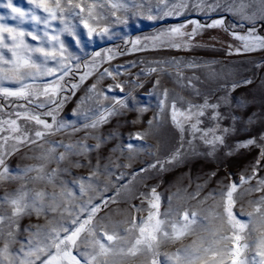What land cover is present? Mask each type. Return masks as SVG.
Listing matches in <instances>:
<instances>
[{
	"label": "snow or ice",
	"instance_id": "snow-or-ice-1",
	"mask_svg": "<svg viewBox=\"0 0 264 264\" xmlns=\"http://www.w3.org/2000/svg\"><path fill=\"white\" fill-rule=\"evenodd\" d=\"M28 7L14 3V0H0V95L5 98L14 97L35 104L37 108L45 109L42 113L28 111L23 104L18 105L22 111H16L17 119L23 118L26 122H34L32 130L22 129L17 119L0 120V181L23 179L29 173H35L33 181H43L57 187L59 191L51 193L40 189H30L22 185L13 194L0 197L10 207V215L0 214V237L3 244L0 246V264H264V195L256 200H249L250 211L241 206L238 212L233 209L237 200L253 192L264 193V176L258 175L264 171V132L258 137L238 141L232 151L240 148L255 147L258 155L250 165V172L242 171L239 176L232 172L219 180L222 185L219 192L217 207L221 212L212 211L201 217L195 208H173L172 198L169 197L168 209L161 213V196L153 186L150 193H140L147 200V216L137 220L135 215L129 214L125 219L113 222L110 217L98 218V214L109 203H116L122 189H127L133 179L149 170H165V164L180 162L181 148L184 143V134L187 131L191 136L188 141L199 138L206 146L205 155L214 156L218 149L225 147V138L235 128L221 127L220 121L224 115L220 111L221 103H227V96L218 97L216 102H209L205 96L202 103H193L183 97L170 96L169 90L163 87L157 77L151 86L149 95L157 99L156 111L152 119H141L143 113L149 110L147 105H140L133 95L135 88L143 87L139 75L135 80L120 82L117 77L122 75L121 68H104L99 71L103 63L110 62L118 55H125L136 51L175 49L191 50L198 47L192 42L205 29L221 28L229 32L225 26L222 13L238 16L242 21L249 23L245 35L234 31L229 32L233 39L242 42V47L227 45L229 55L264 50V35L256 32V23H264V0H157V16L151 15V5L146 6L137 0H25ZM147 7L148 19H157L165 16H183L190 8L197 12L219 13V18L211 19V23H201L196 19H188L167 29L161 30L153 36L128 39L119 36L114 25H127L128 13L132 16L144 15L141 11ZM123 12L125 15H117ZM12 20L15 24L6 23ZM31 24L29 31L23 25ZM58 25V26H57ZM82 25V29H81ZM42 26V27H41ZM190 28V31H189ZM71 37L72 43H66L62 37ZM123 40L126 50L119 47L102 49L91 54V62H85L81 73L80 57L70 48L73 46L83 52L88 43L95 39L112 40L118 37ZM30 37L36 44L26 42ZM86 38V39H85ZM131 45V47H127ZM4 49L10 53L6 57ZM135 66V62H131ZM157 67L146 69L148 73L162 71L159 67L170 64L179 68L182 63L187 67H198L195 62H184L177 58L170 61H153ZM99 71V75L85 90L86 95L77 102V109L86 101L93 102L97 107L88 108L82 113L83 122L79 127L75 122L58 120L60 110L69 99L65 92L75 95L79 86L90 76ZM78 80L65 87L62 83L66 77L77 75ZM41 77H51L50 83L37 84ZM106 79L112 82L104 84ZM192 78H189L191 80ZM5 82L13 86H5ZM244 83H251L245 80ZM126 85L130 86L126 91ZM237 85H231L235 89ZM112 93V95H109ZM44 96L45 100H39ZM108 103L105 104L104 102ZM77 110H74L76 114ZM124 111L135 112L136 118L129 123L146 125L142 130L129 131L126 141L120 140L111 153H119L126 162L115 163L111 156L106 157L107 163L101 166V157L97 155L95 164L92 163L90 153L98 152L102 144L119 138L115 131L106 136L95 135V131L107 123L111 117L122 115ZM167 116L172 126L180 136V147L171 151L166 158L156 155L158 148L147 143L149 137L156 135L163 116ZM213 121L210 127H201L204 118ZM233 121L236 120L232 116ZM5 125L7 127H5ZM70 130V132H69ZM84 132V136L76 141L49 140L48 137L57 133L74 135ZM94 139L95 144H88L87 140ZM12 141L10 149L5 146ZM47 145V147H45ZM33 146L41 149L38 155L26 157L40 161L38 164L28 165L13 174L6 158L22 148L31 150ZM63 149V151H58ZM155 149V150H154ZM232 151L226 155H232ZM140 153H146L151 160L143 161L139 167L133 169L131 179L123 183L125 173L115 174V169L130 168L136 162ZM70 157H82L70 160ZM68 161L73 167L88 168V176H77L71 181L60 180V173H68L69 168L60 165ZM55 168H48L50 164ZM103 174L111 178L115 175V184L111 196L105 195L112 182L99 187L98 176ZM216 176V172L209 173ZM143 178V177H142ZM255 180V185L252 181ZM69 183L71 187H68ZM247 185V187H245ZM201 185H197L199 195ZM76 189L79 195L73 191ZM93 193V195H89ZM209 193V197H211ZM85 197H87L85 199ZM209 197H205L207 200ZM144 201L142 200V203ZM204 201H199L203 203ZM135 212L145 209L132 206ZM56 214L48 219L45 225H29L24 230L29 233L26 243L20 248L12 250L17 243L15 234L19 230V219L35 214L37 218L49 214ZM247 217L244 219L243 217ZM218 223L213 224L212 219ZM204 221H208L207 224ZM7 228V231L4 230ZM83 234V235H82ZM192 236L191 243L177 248L175 252H163L161 248L174 244L185 237ZM75 249V252L73 251ZM253 251L249 258L248 250ZM163 255L164 260L160 257Z\"/></svg>",
	"mask_w": 264,
	"mask_h": 264
},
{
	"label": "rangeland",
	"instance_id": "rangeland-1",
	"mask_svg": "<svg viewBox=\"0 0 264 264\" xmlns=\"http://www.w3.org/2000/svg\"><path fill=\"white\" fill-rule=\"evenodd\" d=\"M91 2V0H89ZM141 2V0H137ZM209 3L212 0H208ZM225 0H221L224 3ZM231 2V0H228ZM14 3L22 4L24 7H28L25 0H14ZM143 3L148 6L151 5V15L157 16L156 4L157 0H143ZM4 9L0 8V14L4 13ZM144 15L132 16L128 13L129 20L127 25L117 24L114 25V30L119 33V36H127L128 39H135L140 37L142 42L143 37L153 36L158 34L161 30L167 29L179 23L185 22V16L188 19H196L201 23H211V19L219 18V13H207L206 11L197 12L194 9H189L183 16H165L157 19H148L147 7L142 9ZM117 15H125L123 12L117 13ZM225 18V26L229 28V32H236L240 35H245L249 28L247 21H242L238 16H232L228 13H222ZM211 17V19H210ZM8 24H15L12 20H7ZM58 26V25H57ZM29 31L31 30V24L26 23L23 25ZM42 27V26H41ZM256 32L259 35H264V23L257 22ZM82 29V25H81ZM190 31V28H189ZM221 28L205 29L200 35H198L192 42L198 47H192L191 50H175V49H158L147 51H136L125 55H118L110 62L103 63L99 68V71H103L104 68H115L117 66H123L121 68L122 75L117 77L120 82L129 80H135L139 75L140 82L143 83V87L135 88L133 95L136 96L140 105H147L149 110L143 113L141 119H152L153 114L156 111L157 99L155 95H149L152 82L158 77L161 80L163 87L169 90L170 96L183 97L185 100H190L193 103H202L206 96L209 102H216L218 97L227 96V103H221L220 111L224 115V119L220 121L221 127L235 128V131L231 132L225 138V147L217 150L214 156H207L206 146L199 140V138L192 140L191 145L188 141L191 140V136L186 131L184 134V143L181 148L180 162H173L172 164H165L164 171H158L157 169L149 170L147 174H141L132 180L130 184H127V189H122L117 197L116 203H109L99 214V217H110L113 222L125 219L129 214L135 215L137 220L141 216L146 217L148 208L147 200L140 196V193L148 194L153 186L156 187L157 193L161 196V213L165 212L169 206V197L172 198L173 208H195L201 214V217L209 215L210 212H221L222 208L217 207L219 201V192L222 185L218 183L223 179L227 173L232 172L235 175L233 179L237 178L239 174L244 172H250V165L254 162V158L258 155L259 149L255 147L240 148L232 151L238 141L246 140L252 136H259L264 132V50H257L255 52H247L241 54L232 55L228 54L227 45L235 47H242V42L235 40L229 34ZM113 37L112 40H100L95 39L92 43H88L84 47L83 52L76 49L74 46L70 48L76 55L80 57L81 70L84 71L83 65L85 62L90 63L91 54L96 51H101L107 48H117L120 51H125L126 46L122 39ZM66 43L71 44V37H62ZM86 39V38H85ZM26 42L30 44H36V41H32L30 37H26ZM127 47H131L128 45ZM6 57L10 58V53L7 49L3 50ZM180 59L184 62H195L198 67H187V63H182L179 68V75L177 74V68L170 64L160 65L163 70L155 73H148L146 71L149 67H157L153 64V61H170L172 58ZM131 62H135V66ZM99 71L93 76L86 79L76 90L75 95H71L65 92V95L69 96L67 102L63 105L57 117L58 120H65L68 122H75L79 127L83 122L82 113L88 108H96L97 106L91 102L86 101L80 105L77 109V102L81 97L86 95V88L95 81L96 76L99 75ZM189 78H192L189 80ZM51 77L38 78L37 84L50 83ZM78 80L77 75H70L62 82L65 87H70L71 83H75ZM245 80H250L251 83H244ZM110 79H106L103 83L106 85L111 83ZM236 84L235 89L231 88L232 84ZM5 86H13L9 82H5ZM126 85L125 90H129ZM112 95V93H109ZM44 96H40L39 100H45ZM105 104L108 102L105 101ZM23 104L25 108L34 113H42L45 109H40L35 104H28L26 101L17 99L14 97L5 98L0 95V120L17 119L15 112L22 111L18 105ZM74 110L76 114H74ZM136 113L132 111H124L122 115L113 116L110 120L101 125L96 131L95 135L106 136L109 132L115 131L118 133L119 138L116 140H109L106 144H102L98 152L90 153L92 163L95 164L96 157H101L100 163L103 166L107 163L105 159L108 156L112 157L115 163L126 162L120 154L111 153L110 149L115 147L120 140L126 141L129 131L142 130L146 125L137 124L132 126L129 122L136 118ZM232 116L236 117V120L231 119ZM17 123L20 124L22 129L32 130L36 126L34 122H26L23 118L17 119ZM213 121L204 118V124L201 127H210L213 125ZM5 127H7L5 125ZM70 132V130H69ZM7 133H0L5 135ZM84 136V132H78L74 135L68 133H57L54 136L48 137L49 140H63L64 142L76 141ZM180 136L177 130L172 126L170 120L165 115L161 118L160 126L157 133L153 137H149L147 143L152 144L158 148L156 155L161 159L173 151L175 148L180 147ZM97 141L94 139L87 140L88 144H95ZM10 140L5 146V150H8L12 146ZM47 147V145H45ZM155 150V149H154ZM41 149L33 146L31 150L22 148L18 152H14L12 155L6 158V163L10 171L15 174L19 169L28 165H34L40 163V161L34 159H28L26 157L38 155ZM63 151V149H58ZM229 151H232V155H226ZM80 159L83 162L82 157H70V160ZM152 157L146 153H140L136 159V162L130 168H118L115 169V174L119 175L120 172L125 173V179L123 183H127L131 179L130 174L133 169L139 167L143 161L151 160ZM56 164L48 165V168H55ZM61 168H69L68 173H60V180L71 181L77 176H88L89 169L80 167H73L68 161H65L60 165ZM215 171L216 176H210L209 173ZM35 173H29L27 177L23 179H15L8 181H0V197L5 194H13L22 185L30 189L40 190L43 189L49 193L59 189V180L57 181V187L53 188L52 185L43 181H33ZM260 176H264V171L258 173ZM143 177V178H142ZM99 187H103L110 181L114 186L109 187L105 195L111 196L114 192V188L118 187L115 184V175L111 178L103 174V167L101 168V174L98 176ZM255 185V180L252 181ZM197 185L202 187L199 189V195L193 199V194L197 192ZM68 187H71L69 183ZM247 187V185H245ZM76 195H79L76 189H73ZM211 193V197H209ZM93 195V193H89ZM264 193L253 192L251 195H244L243 198L237 200V204L233 209L234 212H238L241 206L245 211H250L251 208L248 205L249 200H256ZM205 197H209L205 200ZM87 197H85L86 199ZM142 200L144 201L142 203ZM199 201H204L199 203ZM143 208V212H135L133 207ZM0 214L10 215V207L0 201ZM54 215L49 213L46 216L37 218L35 214L28 216L24 215L19 219V230L15 234L17 243L13 244L12 250L16 251L20 248L21 243H26L29 233L24 229L29 225H45L48 219H51ZM247 219V217H243ZM213 224L218 223L213 218ZM205 224L208 221H204ZM3 227V226H0ZM7 231V228L4 227ZM83 235V234H82ZM192 236L185 237L179 242L174 244H168L161 248L163 252H175L177 248L183 247L191 243ZM3 244V238L0 237V246ZM75 252V249L73 250ZM253 251L250 249L246 252V255L251 258ZM160 260L163 261L164 257L161 255ZM132 264H136L135 261Z\"/></svg>",
	"mask_w": 264,
	"mask_h": 264
}]
</instances>
